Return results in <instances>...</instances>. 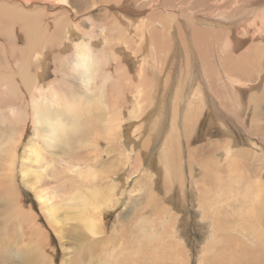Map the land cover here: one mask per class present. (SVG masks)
Segmentation results:
<instances>
[{"label": "rangeland", "instance_id": "obj_1", "mask_svg": "<svg viewBox=\"0 0 264 264\" xmlns=\"http://www.w3.org/2000/svg\"><path fill=\"white\" fill-rule=\"evenodd\" d=\"M25 1L0 0V10L30 14L50 34L69 24L81 31L67 44L63 32L35 41L36 55L47 48L51 56L39 86L43 99L32 98L20 78L18 62L28 74L37 66L26 50L25 28L8 26L12 36H0V75L12 53L13 68L7 67L15 82L8 97L0 87V264H140L144 251L147 264H264V0ZM155 6L163 13L148 11ZM195 29L207 31L212 66L191 57L187 46ZM87 32L97 61L87 93L95 101L84 102L76 130L67 124L66 139L45 147L33 99L51 105V84L61 97L85 92L71 78V64ZM152 32L171 40L172 53L153 51ZM163 107L164 122H158ZM12 108L21 112L13 121ZM160 125L172 129L165 146L166 131L156 134ZM7 127L12 131L2 132ZM33 143L41 161L31 166ZM73 165L78 169L66 173ZM30 166L36 172L25 177ZM51 206L56 213L50 214ZM152 220L157 233L147 227ZM147 228L150 239L144 241Z\"/></svg>", "mask_w": 264, "mask_h": 264}, {"label": "bare ground", "instance_id": "obj_2", "mask_svg": "<svg viewBox=\"0 0 264 264\" xmlns=\"http://www.w3.org/2000/svg\"><path fill=\"white\" fill-rule=\"evenodd\" d=\"M12 2H18V0H11ZM32 0H26L25 1V3L27 2V3H32L31 2ZM62 1H66V0H62ZM172 1V0H171ZM183 1V0H182ZM187 1V0H186ZM191 1V0H190ZM196 1V0H195ZM207 1V0H206ZM218 1V0H217ZM224 1V0H223ZM232 1V0H231ZM202 2V1H201ZM205 2V1H204ZM216 2V1H215ZM227 2V1H226ZM63 3V2H62ZM213 3V2H212ZM229 3H230V1H229ZM199 4V3H198ZM220 4V3H219ZM228 4V3H227ZM236 4V3H235ZM166 5V4H165ZM173 5H174V3H173ZM192 5V4H191ZM194 5V4H193ZM201 5V4H200ZM204 5V4H203ZM215 5V4H214ZM205 6V5H204ZM207 6V5H206ZM211 6H212V4H211ZM226 6V5H225ZM157 9H156V8ZM155 7H153V9H147L148 11H151V12H160V13H163V12H161L160 11V8L161 7H158V6H155ZM186 7V6H185ZM197 7V6H196ZM222 7V6H221ZM143 8V7H142ZM171 8V7H170ZM200 8V7H199ZM206 8L207 7H205V10H206ZM198 9V8H197ZM196 9V10H197ZM155 10V11H154ZM186 10V9H185ZM190 10V9H189ZM188 10V11H189ZM202 10H204V9H202ZM212 9H209L208 8V10L207 11H211ZM139 11V10H138ZM138 11H136V12H138ZM147 11V12H148ZM164 11V10H163ZM192 11V10H191ZM151 12H149V13H151ZM166 12V11H165ZM141 13V12H140ZM192 13H194V12H192ZM187 14V13H186ZM191 14V13H190ZM223 14V13H222ZM131 15H133V14H131ZM135 15H137V14H135ZM188 15V14H187ZM36 16V15H35ZM186 16V15H185ZM191 16V15H190ZM190 16L188 17V18H190ZM220 16V15H219ZM187 17V16H186ZM225 17V16H224ZM223 17V18H224ZM249 18V17H248ZM5 19H10V20H13V23L11 24V25H5L6 24V21L7 20H5ZM128 19V18H127ZM0 20L2 21L0 24H2L4 27H5V29H3L2 31H0V36H1V38L2 39H7V38H10L11 36H12V34H11V32L10 31H12V30H14V29H16V28H21L22 29V31H23V28H25V30H26V32H25V34L30 38V42H29V44H28V46H27V53H31L32 55H34V58H35V63L37 64V66H36V69H35V72L34 73H30V74H28L25 70H24V65H25V63H24V61H21V62H18L17 63V66L19 67V69H20V78H21V81L23 82V83H25V87L27 88L26 90L28 91V93H29V95L32 97V98H34V97H39V98H44V96H43V94H42V92H40L39 91V89L41 88V87H39V86H42V85H44L45 83V80H44V78H45V72H46V69H48L47 67H48V64H46V61L48 60H50L51 58V56H50V54H49V52H48V49L47 48H45V49H43V48H41V50H40V52L36 55V47H37V42H35V41H41V42H43V41H52V40H55V38L54 37H56L57 35H62V32H63V36H64V38H62V39H64V42H65V44H67V42H72L73 41V39H74V36H80V31H81V29L77 26V30H80V31H78L77 32V34H76V32L74 31V26L73 25H71V24H69L68 25V27L67 26H65V28H62V29H59V27L57 28V29H55L54 30V32L52 33V34H50L49 32H48V30L46 29V28H44V29H42V24H41V22L39 21H37L38 19L37 18H35V17H33L32 15H30V14H26L25 12H13V13H6V11L4 10V9H1L0 10ZM125 20V18L122 20V21H124ZM189 20V19H188ZM215 20V19H214ZM233 21V20H232ZM244 21V20H243ZM258 21V20H257ZM12 22V21H11ZM210 22H212V21H208V23H209V25H212V23H210ZM157 23V22H156ZM200 23V22H199ZM170 24V23H169ZM169 24H167V25H169ZM185 24V23H184ZM247 24V23H246ZM171 25V24H170ZM8 26H11L12 28L10 29V31H9V29H8ZM130 27H131V25H129ZM137 26H139V25H137ZM172 26V25H171ZM194 26V25H193ZM129 27V28H130ZM136 26H135V24H133V28H135ZM129 28H127V31L128 32H131V31H129L130 29ZM165 28V27H164ZM177 28V27H176ZM220 28V27H219ZM237 28H239V27H237ZM66 29V30H65ZM104 29V28H103ZM216 29V28H215ZM218 29V28H217ZM169 30V29H168ZM167 31V30H166ZM171 31V30H170ZM216 31V30H215ZM124 32L126 33V31L124 30ZM192 32H194V37H193V43H189L188 44V46H187V48H188V50H190V52H191V57H192V59L195 57V61L197 60V61H199V62H197L198 64H202V65H208V67L211 65L212 66V63L210 62V58H209V51H210V48H208L207 49V45H208V42H207V39H208V35H207V31L205 30V31H203V29H195L194 31H192ZM24 33V32H23ZM152 33H154V35L157 37L156 38V41H153L154 43H155V45H154V47H153V51H156L158 54L159 53H164V54H166V53H172L171 51L173 50V44H171V40H169V41H166V40H163V38L161 37L162 36V34H158L157 32H152ZM161 33H162V31H161ZM164 33H165V31H164ZM47 34H48V36H47ZM47 36V37H46ZM88 37V39L87 40H85V38H84V40H83V42H77L76 43V53H75V56H74V58H73V60H72V66H71V75H72V77L71 78H73V80L74 79H76V81L77 82H79V83H81L82 84V89L85 91L83 94H72V95H70L69 93H63V97H61V94L59 95L58 93H60L61 91L58 89L59 88V86H55V84H51L50 85V87L52 88V90L53 91H56V92H58V93H56V92H53V95H52V102H51V105L54 107V106H56V108L58 109V108H60V106H62L63 107V111H61V112H58V111H56V112H54V111H51V109H50V107H51V105L49 104L48 106H43L42 105V101L40 102V101H38V100H35V99H33V106H34V109H35V114H34V116H33V119H34V123L37 125V126H40L42 129H43V131L45 132V133H43V139H44V145H45V147H52L53 149H54V147L55 146H58L59 145V143L62 141L61 139H64L65 137H66V135L63 133V131L64 130H68V129H72V128H74L75 130H76V128L80 125H78L77 123L79 122L78 121V118H80L79 117V115H80V113H81V110H82V106H83V104H84V102H86V103H93L94 101H95V99H94V97L93 96H90V95H88V91H90L93 87V80H94V77H95V73H96V68H97V61L95 60V55H94V53H93V46H92V44H93V39H94V36H93V33L92 32H87V34H85L84 33V37ZM142 37H143V35H142ZM146 37L147 38H150L148 35H146ZM191 37V36H190ZM219 38H222L223 39V35H219L218 36ZM40 38H43V41H42V39H40ZM210 38V37H209ZM235 38V37H234ZM144 39V38H143ZM189 39V38H188ZM222 39H221V41H222ZM176 40V39H175ZM6 41V40H5ZM63 41V40H62ZM237 41V40H236ZM173 42V41H172ZM175 42V41H174ZM2 43H4V42H2ZM61 43V42H60ZM4 45L6 46V47H3L2 49L3 50H7L8 49V46H7V43L5 42L4 43ZM66 46V45H65ZM2 47V46H1ZM97 47V46H96ZM95 47V48H96ZM191 47V48H190ZM228 47V46H227ZM148 49V47L146 46L145 47V49ZM174 51H176V52H180V54H182L183 52H187V48H186V46L185 47H183V46H181V48L179 47V46H174ZM229 48V47H228ZM120 51V50H119ZM197 51V52H196ZM208 51V52H207ZM175 52V53H176ZM117 54H119L118 53V51H117ZM122 54V53H121ZM123 55V54H122ZM172 55V54H171ZM189 55V54H188ZM196 55H197V57H196ZM26 56V55H25ZM115 56H117V55H115ZM131 56V55H130ZM144 56V55H143ZM185 56V55H184ZM7 59H8V64H6V66H5V68L7 69L6 71V73L4 72L2 75H0V87H2L3 88V92H4V94L8 97V95H11L10 93H12L11 91L13 90V89H15V82H14V80H13V78L11 77L12 75H11V73L9 72V69H8V67L10 68H13V63L11 64V59H12V53L11 54H8L7 56ZM137 57V56H136ZM161 57V56H160ZM178 57H179V55H178ZM188 57H190V56H188ZM191 57H190V59H191ZM26 58V57H25ZM159 58V57H158ZM172 58V57H171ZM170 59V58H169ZM26 60V59H25ZM27 60H30V59H28L27 58ZM59 60H61V59H59ZM121 60V59H120ZM159 60V59H158ZM170 60H172V59H170ZM170 60H168V64L170 63ZM145 61V60H144ZM28 62V61H27ZM34 62V61H33ZM33 62L31 63V64H33ZM57 62V61H56ZM152 62V61H151ZM163 62L164 61H162V60H160V62L158 61V63H156V64H158V66H157V68L158 69H160V65H162L163 64ZM194 62V61H193ZM24 64L23 65V67L22 68H20L21 67V65L22 64ZM204 63V64H203ZM30 64V63H29ZM31 64L29 65V66H31ZM179 64V63H178ZM172 65V64H171ZM8 66V67H7ZM27 66H28V63H27ZM138 66V65H137ZM144 66V65H143ZM33 67V66H32ZM165 67V66H164ZM174 67V66H173ZM193 67V66H192ZM206 67V66H205ZM29 68V67H28ZM28 68L26 67L25 69H27L28 70ZM166 68V67H165ZM187 68V67H186ZM194 68V67H193ZM196 68V67H195ZM207 68V67H206ZM211 68V67H210ZM22 69V70H21ZM34 69V68H33ZM56 69H61V68H59V66H57L56 65ZM137 69H139V67L137 68ZM175 69V68H174ZM170 70V69H169ZM200 70H201V68H200ZM208 70V69H207ZM214 70V69H213ZM29 71V70H28ZM31 71V70H30ZM58 71V70H57ZM196 71V70H195ZM211 71V70H210ZM31 72H33V71H31ZM168 72V71H167ZM140 73H142V72H140ZM154 73V72H153ZM174 73V72H173ZM190 73V72H189ZM196 73V72H195ZM209 73V72H208ZM0 74H1V72H0ZM34 74V75H33ZM144 74V73H143ZM158 74V73H157ZM75 75V76H74ZM159 75H161V74H159ZM158 75V76H159ZM168 75V74H167ZM192 75V74H191ZM212 75V74H211ZM31 76H34V77H31ZM142 76V75H141ZM144 76V75H143ZM162 76V75H161ZM179 76H181V75H179ZM194 76V75H193ZM201 76V75H200ZM199 76V77H200ZM157 77V76H156ZM170 77V76H169ZM143 78V77H142ZM161 78H163V77H161ZM172 78V77H171ZM190 78V77H189ZM202 77H200V79H201ZM203 78H205V77H203ZM210 78V77H209ZM165 79V78H164ZM164 79H163V81H164ZM180 79V78H179ZM158 78L156 79V82H157V85H158ZM168 80V79H167ZM191 80V79H190ZM207 80H208V77H207ZM70 80H68V83H70L69 82ZM175 81V80H174ZM189 81V80H188ZM192 81V80H191ZM201 81L203 82V80L201 79ZM169 82H171L170 81V79H169ZM176 82H177V80H176ZM195 82V77L193 78V83ZM161 83V82H160ZM172 83V82H171ZM189 83V82H188ZM191 83V82H190ZM205 83V82H204ZM74 84V83H73ZM80 84V85H81ZM163 84V83H162ZM200 84V83H199ZM202 84V83H201ZM161 85V84H160ZM203 85V84H202ZM166 86V85H165ZM168 86V85H167ZM198 86V85H197ZM206 86V85H205ZM81 87V86H80ZM194 88V87H193ZM192 88V89H193ZM198 88V87H197ZM236 88V87H235ZM202 89V88H201ZM232 89V88H231ZM234 89V88H233ZM169 90V89H168ZM176 90V89H175ZM197 90L198 89H195V92H197ZM37 92H39L38 94H37ZM194 92V93H195ZM87 93V94H86ZM55 94V95H54ZM95 94V93H94ZM157 94V93H156ZM159 94H161V93H159ZM198 94V93H197ZM170 95V94H169ZM190 95V94H189ZM210 95V94H209ZM160 96V95H159ZM197 96V95H196ZM97 97V96H96ZM146 97V96H145ZM164 97V96H163ZM159 99H160V97H158ZM158 98H155L156 99V104H155V108H154V110L156 109V107L158 106V102L160 101V100H158ZM166 95H165V97L162 99L161 98V100H162V103H163V100L164 101H166ZM192 98V97H191ZM209 98V97H208ZM154 99V98H153ZM193 99H194V97H193ZM94 100V101H93ZM97 100V99H96ZM99 100V99H98ZM98 100L96 101L97 103H98ZM213 100V99H212ZM170 102V101H169ZM168 103V102H167ZM167 103L165 102L164 103V106H167ZM206 103V102H205ZM212 104H213V102H212ZM91 105V104H90ZM139 105V104H138ZM160 106H163V105H161L160 104ZM191 107V106H190ZM11 108V107H10ZM140 108V107H139ZM54 109V108H53ZM142 109V108H141ZM159 108H157V110H158ZM161 109V108H160ZM151 110H152V108H151ZM162 112H159L158 111V118L157 119H160V121L158 120V122H164L163 120H164V118H165V113H166V111L164 110V107L162 108ZM52 112V113H51ZM151 112V111H150ZM149 112V113H150ZM220 112V111H219ZM21 113V112H20ZM20 113L18 112V111H16L14 108H12V109H10L9 110V119L11 120V121H13V120H15L16 118H17V116L18 115H20ZM26 114V113H25ZM186 115H187V113H185ZM52 115H55V117L54 118H51L50 116H52ZM149 115V114H148ZM62 116V117H61ZM149 117V116H148ZM156 119V120H157ZM162 119V120H161ZM65 120V121H64ZM67 120V121H66ZM157 122V123H158ZM67 124L69 125V126H71L72 128H69V127H67ZM156 125V124H155ZM166 125V124H165ZM167 126V125H166ZM35 128H38V127H35ZM157 132H156V134L157 133H160V131H161V134H162V132H165L166 131V135H165V138L162 140V142L160 143V144H164V146H165V144H167V142L171 139V137H170V135H168L169 134V132L170 131H172V129L171 130H164V129H166V127H164L163 126V128L161 127V125L160 126H157ZM12 131V128H6V129H4L2 132H11ZM37 131H39V130H37ZM65 131V132H66ZM40 132H42V131H40ZM40 132L38 133L39 134V136H41L40 135ZM172 133V132H171ZM65 135V137H62V135ZM68 135V134H67ZM167 136V137H166ZM160 137V139H161V137L162 136H159ZM163 138V137H162ZM66 139V138H65ZM154 139V138H153ZM177 143V142H176ZM168 144H170V143H168ZM60 145H62V144H60ZM175 145V144H174ZM66 146H68V145H66ZM92 147V146H91ZM30 148H31V154L33 155V157H31L30 156V160L33 158L34 160L32 161L31 160V166L32 165H37L40 161H41V156L39 155V154H37V152H36V150H34V148H35V144L33 143L32 144V146H30ZM56 148H58V147H56ZM67 148V150L66 149H63V151H64V153H63V155L64 154H66V153H68L69 152V147H66ZM165 150V149H164ZM90 151V150H89ZM89 154L88 155H91V153L92 152H88ZM158 153L161 155V156H163L164 157V154H163V152L161 151V149H158ZM157 153V154H158ZM94 154V153H93ZM156 154V155H157ZM167 155V154H166ZM169 157V156H168ZM29 158V157H28ZM99 158V157H98ZM165 158V157H164ZM171 161V160H170ZM31 166H30V168H26V171H24V176L25 177H29V176H31L33 173H35L36 172V170H32V168H31ZM78 165H73V169L71 168V169H65V172L66 173H69V172H74L75 171V168L76 169H78ZM90 167V166H89ZM171 168V167H170ZM0 169L2 170L3 169V167H1V165H0ZM30 171V174L28 173ZM171 171V170H170ZM169 172V171H168ZM39 174V173H38ZM168 174V173H167ZM40 177V176H39ZM175 177V179H176V176H174ZM71 178H73V177H70V179ZM158 178V177H157ZM42 181V180H41ZM8 184V183H7ZM40 184H41V182H40ZM3 184L1 183V186H2ZM9 186V185H8ZM4 188V187H3ZM9 189V188H8ZM7 189V190H8ZM11 190V189H10ZM77 192V191H76ZM44 199H45V202L47 203V204H49V202H50V200L49 199H46L45 198V195H44V197H43ZM245 198V197H244ZM82 201V200H81ZM83 202V201H82ZM56 207H54V206H51V207H49V211H50V214H54V213H56V209H55ZM156 208V210L155 211H157V213L155 214V215H158L159 216V219L161 220V218H160V213L158 212V210H157V207H155ZM51 216H55V215H51ZM52 217V218H53ZM83 217V216H82ZM145 217H147V219H149L148 218V216H145ZM55 218V217H54ZM165 218H166V216H165ZM90 219V218H89ZM164 218H162V220H163ZM173 219V218H172ZM54 220V219H53ZM56 220V219H55ZM84 220V219H83ZM174 220V219H173ZM89 222V221H88ZM91 222H93V220H91ZM148 222V221H147ZM151 222H152V224H153V226L152 227H150V225H151ZM151 222H148V224H147V227H149L151 230H153L154 232H156L155 231V229H153V228H155V220H152ZM90 223V222H89ZM86 224V223H85ZM90 225V224H89ZM211 225V224H210ZM93 226V225H92ZM88 228H91L93 231H92V233H96V232H98L97 230H95V228L96 227H88ZM149 228H147V229H149ZM173 228V227H172ZM150 229L149 230H147V231H144V233H143V235L144 236H140V239L142 238L144 241H149V239H150ZM157 233V232H156ZM174 233V232H173ZM159 234V233H158ZM172 235V234H171ZM153 236H155V233H153ZM157 236V235H156ZM161 237V236H160ZM165 237H167V236H163L162 237V239H165ZM139 238H138V240L141 242L142 240H140ZM158 240H159V238H158ZM164 242H166L165 240H163ZM139 242V243H140ZM163 242V243H164ZM171 248H173V247H175L174 246V242H173V244H170L169 245ZM137 247V246H136ZM141 249V248H140ZM141 250H143V248L141 249ZM174 250H176L177 251V249L176 248H174L173 249V251ZM224 251V250H223ZM251 253V252H250ZM142 254V257H141V260H140V264H147V258H149L150 256H149V252H147V251H144V253L142 252L141 253ZM163 255V254H162ZM180 255V254H179ZM178 256V255H177ZM213 256V255H212ZM214 257V256H213ZM224 257H226L227 258V256H226V254L224 255ZM208 258V257H207ZM173 259V258H172ZM180 259V258H179ZM183 259V258H182ZM217 259H219V257L217 258ZM82 260V259H81ZM161 260V259H160ZM215 261H217V260H215ZM224 261H226V262H229V261H227V259L226 260H224ZM158 262H160V261H158ZM162 262V261H161ZM128 263V262H127ZM163 263V262H162ZM175 263V262H174ZM153 264V263H152ZM155 264H157V262L155 263ZM173 264V263H172ZM217 264H218V262H217ZM223 264V263H222ZM226 264H228V263H226Z\"/></svg>", "mask_w": 264, "mask_h": 264}]
</instances>
